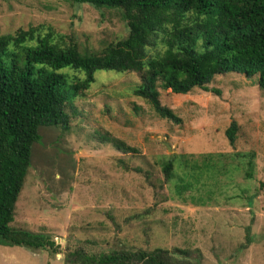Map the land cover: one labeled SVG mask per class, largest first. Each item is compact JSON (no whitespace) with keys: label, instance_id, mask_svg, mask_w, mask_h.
Listing matches in <instances>:
<instances>
[{"label":"rangeland","instance_id":"1","mask_svg":"<svg viewBox=\"0 0 264 264\" xmlns=\"http://www.w3.org/2000/svg\"><path fill=\"white\" fill-rule=\"evenodd\" d=\"M123 15L63 0H0V34L36 27L63 45L98 53L129 36ZM258 80L216 76L209 88L220 95L161 89L162 104L182 119L177 124L135 96L140 73L97 71L67 106L68 128L41 127L10 224L45 234L49 245H0V264H95L88 259L158 250L170 252L163 255L170 264H264ZM233 123L234 146L226 134ZM115 141L134 152L120 151Z\"/></svg>","mask_w":264,"mask_h":264},{"label":"trees","instance_id":"2","mask_svg":"<svg viewBox=\"0 0 264 264\" xmlns=\"http://www.w3.org/2000/svg\"><path fill=\"white\" fill-rule=\"evenodd\" d=\"M63 1L122 9L129 36L95 53L63 45L36 27L0 34V245L30 250L49 245L45 234L13 229L10 224L32 167V149L43 139L41 127L67 129V106L90 88L97 71L140 73L142 83L135 96L147 101L160 118L177 124L182 119L162 104L161 89L178 95L195 89L220 95L209 88L214 78L236 73L259 76L264 91V0ZM237 132L236 123L226 131L233 146ZM115 142L120 151L134 152ZM173 169L172 161L165 164L167 179ZM169 253L123 252L88 260L170 264L163 257Z\"/></svg>","mask_w":264,"mask_h":264}]
</instances>
